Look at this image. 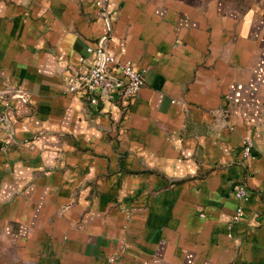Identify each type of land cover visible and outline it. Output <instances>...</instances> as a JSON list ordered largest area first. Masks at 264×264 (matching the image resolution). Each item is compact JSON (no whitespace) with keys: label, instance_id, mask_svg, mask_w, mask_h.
<instances>
[{"label":"crops","instance_id":"1","mask_svg":"<svg viewBox=\"0 0 264 264\" xmlns=\"http://www.w3.org/2000/svg\"><path fill=\"white\" fill-rule=\"evenodd\" d=\"M96 1L0 0L13 133L6 147L0 135V252L19 264H264V9ZM107 34L145 73L128 108L65 87ZM237 183L249 190L239 201Z\"/></svg>","mask_w":264,"mask_h":264},{"label":"built area","instance_id":"2","mask_svg":"<svg viewBox=\"0 0 264 264\" xmlns=\"http://www.w3.org/2000/svg\"><path fill=\"white\" fill-rule=\"evenodd\" d=\"M96 2L102 4V0ZM108 38V34L102 35L95 46H86L88 60L80 57L81 64L71 70L65 87L68 91L86 97L90 103L95 104L100 100L106 101L114 97L123 108H128L145 82V73L131 60L118 59L107 48ZM13 97L26 99L23 91H16ZM8 105L7 93L0 91V135L3 136L4 147L11 141L13 135L6 114ZM243 142V154L249 156L251 142L248 139H244ZM248 191L244 183H237L232 193L239 201L246 197ZM242 216V206L238 205L233 219L238 220Z\"/></svg>","mask_w":264,"mask_h":264},{"label":"rangeland","instance_id":"3","mask_svg":"<svg viewBox=\"0 0 264 264\" xmlns=\"http://www.w3.org/2000/svg\"><path fill=\"white\" fill-rule=\"evenodd\" d=\"M235 9L244 11L250 7L264 9V0H227ZM0 264H19L10 256L0 252Z\"/></svg>","mask_w":264,"mask_h":264}]
</instances>
